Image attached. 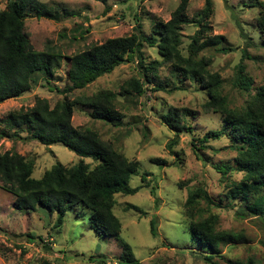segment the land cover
<instances>
[{
    "label": "rangeland",
    "instance_id": "obj_1",
    "mask_svg": "<svg viewBox=\"0 0 264 264\" xmlns=\"http://www.w3.org/2000/svg\"><path fill=\"white\" fill-rule=\"evenodd\" d=\"M37 1L46 9L62 13L64 8L71 13L59 20L38 18L34 14H27L24 19V32L35 50L42 51L49 46L63 57L60 67L49 79L58 89L67 83L69 57L73 54L109 38L129 35L137 24L148 35L153 20L167 21L180 2L109 0L102 4L95 0ZM261 1L264 4V0ZM6 2L0 0V10ZM204 3L205 0H189L187 15L191 17ZM211 3V33L224 35L233 51L222 54L207 49L199 55L211 59L209 69L219 73L222 94L226 96L229 107L243 111L254 103L258 89L264 88L261 12L257 7H248L242 0H211ZM239 26L245 33L244 38L239 33ZM196 29L192 24L182 27L180 49L183 54L188 53V44ZM142 52L145 63L161 59L156 47L144 44ZM239 67H242V76L250 82L248 90L239 85ZM139 72L136 60L125 62L68 95L73 99L91 96L100 90H111L116 108L123 115L121 124L113 125L92 119L89 115L91 109L76 105L71 118L73 126L96 131L117 152L138 161V168L128 182L131 188L139 187L138 191L114 195L112 211L120 221L122 240L130 244L139 264H207L201 257L206 249L192 240L189 222L183 213L187 192L202 187L218 206L200 201L194 209V220L210 217L216 230H229L240 235L235 242L222 245L220 254L231 260L252 258L256 264H264V207L259 218L242 215L254 198L261 195L264 199V190L249 199L232 200L225 196L231 182L243 177V173L236 170L224 176L214 169L217 164L235 165L233 159L237 151L230 149L227 137L209 140V147H197L195 150L191 147L192 139L202 137L208 130L222 128L220 113L204 111L205 91L188 79L174 77L165 63L157 68L153 82L144 85L142 94H121L120 86L131 77L139 78ZM159 83L167 90L177 89L171 92L155 90L154 86ZM37 97L46 98L53 106L63 95L49 90L45 79L38 75L28 91L0 104V132H18L22 137L27 136L28 133L18 127L9 128L6 119L12 111L31 107ZM173 108L192 112L184 119L190 131L175 135L162 123L161 114ZM194 143L198 146V142ZM6 150L15 151L33 162L31 176L35 179L56 163L70 166L83 160L90 167L97 163L91 158L80 157L61 144L45 146L35 140L0 136V153ZM153 158L166 163L157 164ZM144 173L147 175L142 181ZM13 201L14 195L0 180V264H39L43 259L52 264H120L121 246L115 238L98 236L89 228V209L77 204L66 211L63 222L57 225L56 212L18 209ZM128 205H136L146 214L126 209ZM153 216L157 221L155 236L149 231ZM219 262L226 264L223 260Z\"/></svg>",
    "mask_w": 264,
    "mask_h": 264
},
{
    "label": "trees",
    "instance_id": "obj_2",
    "mask_svg": "<svg viewBox=\"0 0 264 264\" xmlns=\"http://www.w3.org/2000/svg\"><path fill=\"white\" fill-rule=\"evenodd\" d=\"M95 1L106 4L109 0ZM242 1L248 7L260 9L259 23L264 29L263 1ZM188 3L189 0H180L167 21L154 19L148 35L137 24L134 32L129 35L109 38L73 54L69 57L67 83L62 89L49 81L60 67L62 55L49 46L42 51L35 50L24 32V19L27 14H34L38 18L59 20L71 13L64 8L61 9L62 13L46 9L37 0H7L5 7L0 10V104L28 91L38 75L45 79L49 90H56L63 95L53 106H50L46 98L37 97L31 107L10 113L6 125L9 128L18 127L20 131L28 133L27 136L22 137L18 132H0V136L35 140L45 146L61 144L80 157L97 162L93 167L83 160L70 166L56 163L35 179L31 176L33 162L15 151L6 150L0 153V180L5 189L14 195V207L31 211L45 209L50 214L56 212L57 225L63 222L69 208L80 204L89 209V228L98 236L115 238L121 246L118 257L120 264H139L130 244L122 240L120 221L112 211L115 194H134L138 191L139 187L128 186L131 175L138 168V161L117 152L96 131L72 125L71 118L76 105L91 109L89 115L92 119L113 125L121 124L123 115L116 108L113 91L100 90L91 96L73 99H69L68 95L111 73L122 63L136 60L140 72L139 78L131 77L120 86L121 94H142L144 85L153 82L157 68L164 63L169 66L174 77L180 76L198 84L207 95L203 110L220 113L222 128L208 130L202 137L192 139V149L209 147V140L227 137L231 143L230 149L237 151L233 159L235 165L217 164L214 169L224 176L236 170L242 172L243 177L231 182L225 196L232 200L249 199L264 190V88L258 89L256 100L245 110L238 111L229 107L226 96L222 94L219 73L211 72V59L199 54L207 49L226 54L233 51V47L224 35L211 33V0H205L204 6L191 17L186 13ZM188 24L195 25L197 29L190 38L188 53L183 54L180 49L181 30ZM239 30L244 38L245 33L240 26ZM144 44L156 47L161 59L145 63L142 52ZM242 72V67H239V85L248 90L250 82L242 76ZM154 87L155 90L168 92L177 89L173 87L167 90L161 83ZM190 114L192 112L187 109L179 111L173 108L161 114L160 119L177 135L190 131V127L184 123L185 117ZM194 141L198 142V146ZM152 161L160 165L166 163L159 158H153ZM146 175L142 174V181ZM200 201L208 205L218 204L202 187L189 190L183 204L192 240L206 249L201 256L202 260L207 264H220L219 260L226 264H256L252 258L231 260L220 254L222 245L235 242L240 235L229 230H216L215 222L210 217L194 220V209ZM247 206L248 210L242 215L259 218L263 213L264 199L259 195ZM126 209L146 214L136 205H128ZM156 223L153 216L149 223V231L153 236L156 235ZM31 239L34 237L31 236ZM216 257L219 259L215 260ZM39 264L52 263L43 259Z\"/></svg>",
    "mask_w": 264,
    "mask_h": 264
}]
</instances>
